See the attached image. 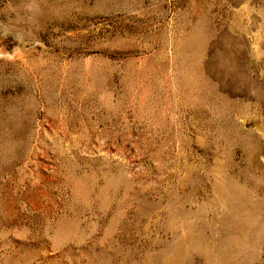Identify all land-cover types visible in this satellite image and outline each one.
Listing matches in <instances>:
<instances>
[{
  "label": "rangeland",
  "instance_id": "374dc122",
  "mask_svg": "<svg viewBox=\"0 0 264 264\" xmlns=\"http://www.w3.org/2000/svg\"><path fill=\"white\" fill-rule=\"evenodd\" d=\"M0 264H264V0H0Z\"/></svg>",
  "mask_w": 264,
  "mask_h": 264
}]
</instances>
